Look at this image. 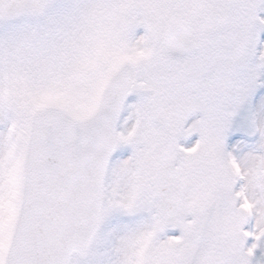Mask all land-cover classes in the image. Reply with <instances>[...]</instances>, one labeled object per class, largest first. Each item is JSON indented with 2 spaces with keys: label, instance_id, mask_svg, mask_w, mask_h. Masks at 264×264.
<instances>
[{
  "label": "snow or ice",
  "instance_id": "6c2138e0",
  "mask_svg": "<svg viewBox=\"0 0 264 264\" xmlns=\"http://www.w3.org/2000/svg\"><path fill=\"white\" fill-rule=\"evenodd\" d=\"M0 264H264V0H0Z\"/></svg>",
  "mask_w": 264,
  "mask_h": 264
}]
</instances>
